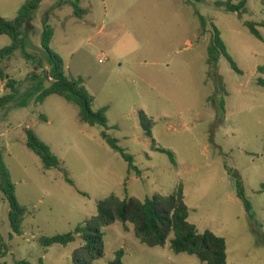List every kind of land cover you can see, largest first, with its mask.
<instances>
[{
  "label": "rangeland",
  "instance_id": "obj_1",
  "mask_svg": "<svg viewBox=\"0 0 264 264\" xmlns=\"http://www.w3.org/2000/svg\"><path fill=\"white\" fill-rule=\"evenodd\" d=\"M66 1L44 0L21 47L0 60L18 88L0 110V148L17 197L32 212L12 237L9 204L0 191V235L7 244L0 264H74L80 240L47 248L39 239L74 231L112 194L144 200L170 195L180 185L188 221L225 239L228 264H264V88L258 85L264 79V27L257 26L259 39L244 24L264 21L261 0H249L242 17L216 7L217 0H82V18ZM25 2L0 0V16L14 19ZM46 16L54 29L51 50L67 76L83 78L94 110L108 106L107 128L82 123L78 107L61 96L37 102L53 82L42 46ZM212 25L239 71L224 56L208 65ZM11 42L0 34V50ZM5 84L0 79V96L9 92ZM27 129L51 147L62 169L43 168L26 145ZM104 130L134 156L141 177L129 172ZM238 178L249 212L237 197ZM103 231L104 256L95 264H110L119 251L123 264H205L173 252V235L165 246L149 247L131 223L117 220Z\"/></svg>",
  "mask_w": 264,
  "mask_h": 264
},
{
  "label": "trees",
  "instance_id": "obj_2",
  "mask_svg": "<svg viewBox=\"0 0 264 264\" xmlns=\"http://www.w3.org/2000/svg\"><path fill=\"white\" fill-rule=\"evenodd\" d=\"M44 0H26L18 11L14 19H7L0 16V34L7 35L11 38V44L0 50V60L8 59L23 44L25 31L33 29L32 21L34 12L38 10ZM82 0H67L78 18H82L86 14L80 4ZM196 2H208L211 0H195ZM248 1L240 0L235 3L233 0L214 1V5L223 8L227 12L236 13L242 17L248 12ZM264 5V0H261ZM63 0H61L60 6ZM48 16V15H47ZM43 19L42 46L46 50L51 64V75L53 82L44 88L37 97V102H43L50 95H58L68 102L74 104L79 109V120L82 123L92 126L100 125L107 128L108 106L99 110L93 109L94 97L88 92L83 85L82 77L70 78L64 71V63L62 58L53 52L50 48L51 41L54 36V29L49 23V18ZM199 18L203 27L206 26V19L199 14ZM245 26L257 38L262 36L257 26L264 27V21L251 22L245 21ZM213 26L211 40L207 48V63L210 66H216L221 57H226L231 66L239 71L236 63L229 55L227 48L221 38L219 29ZM0 79L6 82L5 86L9 90L8 93L0 96V110L6 105L13 102L16 98L18 88L15 86L16 81L11 79L2 68H0ZM258 85L264 88V79L258 80ZM219 107L226 111L225 99L219 102ZM42 118L47 117L42 114ZM150 123V121H149ZM150 134V132H149ZM102 137L108 145L118 152L128 164L129 172H134L138 177L142 176L141 169L135 164V159L127 149L119 144L117 138L112 137L106 130L102 131ZM26 145L41 160L45 170L61 168V162L54 154L51 147L43 142L38 135L32 130H26ZM229 173H232L226 165ZM66 180L75 185V182L65 174ZM237 197L244 203L245 209L249 212L251 205L245 196L243 181L236 179ZM0 191L9 204L8 218L13 233L21 234L24 221L32 214L28 207L22 204L16 193V185L12 180L10 171L5 163L3 151L0 148ZM264 192V184L259 190ZM85 195L84 193H82ZM189 208L185 203L183 188L180 185L170 195H153L144 200H139L129 195L120 198L114 194L105 200H100L97 204V214L91 219L79 224L74 231L59 233L53 236H43L39 239L44 247H51L55 244L67 246L77 240L81 241V245L77 252L80 257H74V264H95V261L104 256V231L103 228L121 221L122 223H131L134 225L135 233L141 243L149 247H163L170 240V246L175 253H187L196 256L205 264H228L227 262V245L223 237H220L210 230L201 233L194 224L188 221ZM7 244L0 235V257L5 253ZM123 251L117 253V257L110 264H123Z\"/></svg>",
  "mask_w": 264,
  "mask_h": 264
},
{
  "label": "built area",
  "instance_id": "obj_3",
  "mask_svg": "<svg viewBox=\"0 0 264 264\" xmlns=\"http://www.w3.org/2000/svg\"><path fill=\"white\" fill-rule=\"evenodd\" d=\"M99 62H100V63H103V62H104V59H103V58H100V59H99Z\"/></svg>",
  "mask_w": 264,
  "mask_h": 264
}]
</instances>
